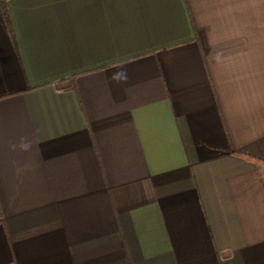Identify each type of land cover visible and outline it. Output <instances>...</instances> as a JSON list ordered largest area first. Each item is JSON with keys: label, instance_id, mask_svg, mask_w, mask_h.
I'll list each match as a JSON object with an SVG mask.
<instances>
[{"label": "crops", "instance_id": "1", "mask_svg": "<svg viewBox=\"0 0 264 264\" xmlns=\"http://www.w3.org/2000/svg\"><path fill=\"white\" fill-rule=\"evenodd\" d=\"M6 7L0 264H264V0Z\"/></svg>", "mask_w": 264, "mask_h": 264}, {"label": "trees", "instance_id": "2", "mask_svg": "<svg viewBox=\"0 0 264 264\" xmlns=\"http://www.w3.org/2000/svg\"><path fill=\"white\" fill-rule=\"evenodd\" d=\"M0 9H1V12L3 14L7 29L9 30V32H10L12 38H13L14 35H13V30H12V27H11L10 19H9V16H8V12H7L6 0H0ZM71 80L72 79H70V81Z\"/></svg>", "mask_w": 264, "mask_h": 264}, {"label": "clouds", "instance_id": "3", "mask_svg": "<svg viewBox=\"0 0 264 264\" xmlns=\"http://www.w3.org/2000/svg\"><path fill=\"white\" fill-rule=\"evenodd\" d=\"M22 148L27 149L30 147V143H24L21 145Z\"/></svg>", "mask_w": 264, "mask_h": 264}]
</instances>
